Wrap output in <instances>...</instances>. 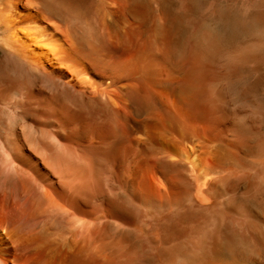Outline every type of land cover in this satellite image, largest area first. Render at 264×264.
<instances>
[{
    "label": "bare ground",
    "instance_id": "6f19581e",
    "mask_svg": "<svg viewBox=\"0 0 264 264\" xmlns=\"http://www.w3.org/2000/svg\"><path fill=\"white\" fill-rule=\"evenodd\" d=\"M253 8L0 0V264H264Z\"/></svg>",
    "mask_w": 264,
    "mask_h": 264
},
{
    "label": "rangeland",
    "instance_id": "374dc122",
    "mask_svg": "<svg viewBox=\"0 0 264 264\" xmlns=\"http://www.w3.org/2000/svg\"><path fill=\"white\" fill-rule=\"evenodd\" d=\"M254 1L255 21L252 23V33L257 48L260 50L264 45V0ZM9 39L0 36V96H10L15 80L23 77L16 66V58L12 51L9 50ZM17 78V79H16ZM14 79V80H13ZM7 90H6V89ZM9 91V92H8ZM2 92V93H1ZM6 127L10 129L13 126V118L8 114H2ZM9 119V120H8Z\"/></svg>",
    "mask_w": 264,
    "mask_h": 264
}]
</instances>
